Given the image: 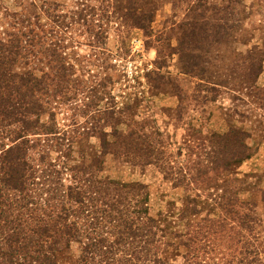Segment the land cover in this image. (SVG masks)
<instances>
[{"label":"rangeland","instance_id":"374dc122","mask_svg":"<svg viewBox=\"0 0 264 264\" xmlns=\"http://www.w3.org/2000/svg\"><path fill=\"white\" fill-rule=\"evenodd\" d=\"M33 14L36 49L54 43L66 68L67 90L45 104L66 138H49L40 169L57 175L34 174L18 222L33 225L42 214L32 202L45 208L54 188L81 185L94 204L96 182H116L143 188L123 197L134 210L146 198L140 205L165 234L162 264H185L177 233L222 220L213 250L236 264L255 250L241 264H264V0H0V40ZM29 68L46 71L41 53L13 70ZM232 128L243 146L217 151L215 136ZM187 198L192 214L182 218ZM80 252L72 242L56 264H76Z\"/></svg>","mask_w":264,"mask_h":264},{"label":"trees","instance_id":"16d2710c","mask_svg":"<svg viewBox=\"0 0 264 264\" xmlns=\"http://www.w3.org/2000/svg\"><path fill=\"white\" fill-rule=\"evenodd\" d=\"M30 6L34 5L31 3ZM29 18L14 24L6 39L0 40V264H56V254L69 249L72 242L80 244L81 252L76 264H90L93 260L95 264H162L160 253L162 247H166L163 241L165 234L158 235L163 230L147 216L144 204L140 205L146 198L137 202L134 210L123 197L143 188L97 181L96 184L104 188L94 204H89L90 191L81 185L69 186L62 193L54 188L52 196L42 199L48 202L44 203L45 208L32 202L31 211L39 210L42 214L33 225L18 222L15 215L27 209L26 201L30 203L34 192L29 188L35 184L30 182L34 174L40 171L42 177L48 178L57 175L51 164H47L44 171L40 169L52 147L49 142L54 139L49 138H60L61 135V140L66 138L65 132L56 126L51 107H47L54 96L67 90L66 75L63 74L66 68L54 58V43L36 49L38 43L34 40L41 26L37 15H32L33 22ZM17 26L23 27L22 30ZM25 28L29 29L27 36L23 32ZM37 53L43 55L46 67L39 76L30 68L24 73L13 70L18 64H29V59ZM57 71L61 73L59 76H55ZM44 114H48L47 123L41 122L40 117ZM240 136V130L232 128L223 136H215L222 144L215 141L214 148L228 149L223 145L225 142L238 150L243 144L235 146L234 143L237 144ZM234 156L237 157V152ZM36 157L39 164L34 166L32 162ZM109 184L113 188H105ZM94 194L99 195V192ZM191 203L194 200L187 198L180 214L182 218L192 214ZM75 206L83 208L81 220L73 218L77 213ZM223 222L194 224L185 232L176 234L180 239L179 245L187 250L182 255L185 264H236V257L229 250H213L214 240L210 236H221L226 229ZM232 240L230 236L226 238L228 243ZM210 247V252H206ZM249 253L256 254V251ZM246 258H241L238 263H243Z\"/></svg>","mask_w":264,"mask_h":264},{"label":"crops","instance_id":"0c3cea01","mask_svg":"<svg viewBox=\"0 0 264 264\" xmlns=\"http://www.w3.org/2000/svg\"><path fill=\"white\" fill-rule=\"evenodd\" d=\"M261 76V75H260ZM260 78V77H259Z\"/></svg>","mask_w":264,"mask_h":264}]
</instances>
